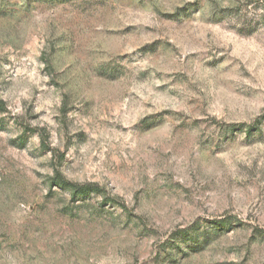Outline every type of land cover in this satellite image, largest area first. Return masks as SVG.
<instances>
[{"label": "rangeland", "instance_id": "1", "mask_svg": "<svg viewBox=\"0 0 264 264\" xmlns=\"http://www.w3.org/2000/svg\"><path fill=\"white\" fill-rule=\"evenodd\" d=\"M0 106V264H264V0H0Z\"/></svg>", "mask_w": 264, "mask_h": 264}, {"label": "trees", "instance_id": "2", "mask_svg": "<svg viewBox=\"0 0 264 264\" xmlns=\"http://www.w3.org/2000/svg\"><path fill=\"white\" fill-rule=\"evenodd\" d=\"M252 128H255V127H252ZM55 186L57 187L65 186L68 190L71 191L72 197L74 199H76V197H81V198L89 197L91 194L100 192V190L97 189V187L93 185H86V184L85 185H78V184L74 185V184L66 183L64 181L55 183Z\"/></svg>", "mask_w": 264, "mask_h": 264}]
</instances>
